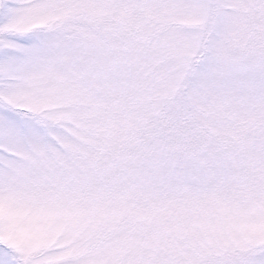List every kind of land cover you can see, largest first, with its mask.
<instances>
[{"label":"rangeland","instance_id":"rangeland-1","mask_svg":"<svg viewBox=\"0 0 264 264\" xmlns=\"http://www.w3.org/2000/svg\"><path fill=\"white\" fill-rule=\"evenodd\" d=\"M0 264H264V0H0Z\"/></svg>","mask_w":264,"mask_h":264}]
</instances>
